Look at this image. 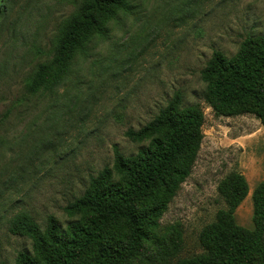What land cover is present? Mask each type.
<instances>
[{
    "label": "rangeland",
    "instance_id": "1",
    "mask_svg": "<svg viewBox=\"0 0 264 264\" xmlns=\"http://www.w3.org/2000/svg\"><path fill=\"white\" fill-rule=\"evenodd\" d=\"M82 0H15L0 31V259L16 264L32 240L11 231L19 212L42 228L53 215L65 227V206L92 176L114 164L115 146L135 155L131 140L179 92L204 112V138L189 177L159 220L136 264H174L204 251L202 230L226 208L223 179L242 173L249 194L236 222L254 227L253 193L264 183V127L251 113L217 115L205 100L201 72L215 50L231 57L250 35L264 34V0H130L106 38L77 53L53 90L30 93L39 64L49 63L62 24Z\"/></svg>",
    "mask_w": 264,
    "mask_h": 264
},
{
    "label": "trees",
    "instance_id": "2",
    "mask_svg": "<svg viewBox=\"0 0 264 264\" xmlns=\"http://www.w3.org/2000/svg\"><path fill=\"white\" fill-rule=\"evenodd\" d=\"M14 1L0 0V31L11 28ZM130 9V0H82L60 28L53 60L39 64L28 91L53 90L76 54H89L90 43L106 38L111 20ZM201 75L205 100L217 115L255 114L264 127V34L246 37L231 57L215 50ZM7 116L0 117V123ZM204 120L202 107L184 105L177 92L152 120L138 130H127L131 140L148 144L131 156L115 146L113 166L92 176L84 193L65 206L74 217L65 227L53 215L45 228L28 212L15 215L11 231L32 240V252H20L16 264H136L192 171L204 138ZM219 192L227 207L202 230L204 251L174 264H264V183L253 193L252 229L235 219L249 194L246 177L230 174ZM0 264L8 263L0 259Z\"/></svg>",
    "mask_w": 264,
    "mask_h": 264
}]
</instances>
